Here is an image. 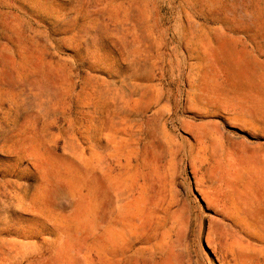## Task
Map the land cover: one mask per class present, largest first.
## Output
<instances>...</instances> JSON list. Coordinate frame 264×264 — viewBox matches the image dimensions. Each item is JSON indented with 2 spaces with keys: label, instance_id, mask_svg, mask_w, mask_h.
I'll list each match as a JSON object with an SVG mask.
<instances>
[{
  "label": "rangeland",
  "instance_id": "1",
  "mask_svg": "<svg viewBox=\"0 0 264 264\" xmlns=\"http://www.w3.org/2000/svg\"><path fill=\"white\" fill-rule=\"evenodd\" d=\"M259 78L264 0H0V264H247L196 140Z\"/></svg>",
  "mask_w": 264,
  "mask_h": 264
},
{
  "label": "crops",
  "instance_id": "2",
  "mask_svg": "<svg viewBox=\"0 0 264 264\" xmlns=\"http://www.w3.org/2000/svg\"><path fill=\"white\" fill-rule=\"evenodd\" d=\"M248 82L215 89L210 104L221 116L200 123L196 159L210 208L247 231V264H264V78Z\"/></svg>",
  "mask_w": 264,
  "mask_h": 264
}]
</instances>
